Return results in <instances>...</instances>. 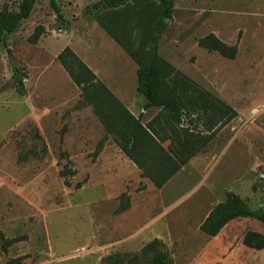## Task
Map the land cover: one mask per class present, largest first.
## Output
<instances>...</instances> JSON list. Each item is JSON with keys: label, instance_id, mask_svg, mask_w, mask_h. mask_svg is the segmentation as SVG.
I'll list each match as a JSON object with an SVG mask.
<instances>
[{"label": "rangeland", "instance_id": "1", "mask_svg": "<svg viewBox=\"0 0 264 264\" xmlns=\"http://www.w3.org/2000/svg\"><path fill=\"white\" fill-rule=\"evenodd\" d=\"M95 1L56 0L57 12L49 0H38L0 46V264H18V258L22 264H103L108 256L129 264L155 238L174 264H264V248L243 243L248 230L264 235L260 221L236 219L215 236L200 229L228 192L253 209L264 207V0L176 1L159 42L161 66L172 65L238 114L161 188L141 175L82 103L58 60L71 47L144 124L159 111L143 108L137 61L84 16ZM20 2L0 0V9H18ZM157 4L141 1L121 11L140 53L150 48L155 25L147 13ZM38 25L45 32L31 43ZM210 33L237 46V55L200 46ZM13 64L25 75V95ZM25 153L28 159L20 161ZM66 164L75 172L71 185L60 175ZM123 193L130 207L117 213Z\"/></svg>", "mask_w": 264, "mask_h": 264}, {"label": "trees", "instance_id": "2", "mask_svg": "<svg viewBox=\"0 0 264 264\" xmlns=\"http://www.w3.org/2000/svg\"><path fill=\"white\" fill-rule=\"evenodd\" d=\"M38 0H21L18 9H0V46H7V37L15 32L21 22L34 10ZM51 6L61 12L56 0H49ZM148 0H98L87 5L83 14L88 20H95L124 50L138 63L137 90L146 102L144 110L157 107L159 111L147 123L124 107L116 95L104 84L92 68L86 64L69 46L58 55V60L71 79L81 90V101L91 106L104 124L120 150L141 170L157 188L163 187L182 167L202 151L236 116L237 111L212 92L176 70L172 65L161 66L159 42L172 19L177 0H158L154 10L147 16L155 25L151 45L146 53H140L133 41V35L121 11L132 3ZM67 27L70 22H64ZM45 32L42 25L36 26L28 40L36 43ZM199 45L223 56L234 58L237 46H229L214 33L199 40ZM8 53L11 54L10 49ZM12 62V58H10ZM14 76L19 84L18 92L25 95L22 81L25 75L13 64ZM165 142H169L167 146ZM102 142L100 143V146ZM65 153H63L64 155ZM33 155H37L36 153ZM27 153L19 156L20 161L28 159ZM75 174L67 164L60 170L65 182ZM77 186H82L77 183ZM130 207L126 193L120 196L117 213ZM240 218H249L264 224V207L251 208L246 199L234 192H228L225 201L217 204L202 222L200 229L208 234L217 235L228 223ZM7 240L6 243H11ZM243 243L255 249L264 248V235L253 230L244 234ZM158 238L144 245L139 255L133 256L129 264H138V258L148 259V264H174L163 249ZM21 263V258L16 260ZM103 264H121L120 259L108 256Z\"/></svg>", "mask_w": 264, "mask_h": 264}, {"label": "water", "instance_id": "3", "mask_svg": "<svg viewBox=\"0 0 264 264\" xmlns=\"http://www.w3.org/2000/svg\"><path fill=\"white\" fill-rule=\"evenodd\" d=\"M60 18H61V16H60ZM61 32H64V31H61Z\"/></svg>", "mask_w": 264, "mask_h": 264}, {"label": "crops", "instance_id": "4", "mask_svg": "<svg viewBox=\"0 0 264 264\" xmlns=\"http://www.w3.org/2000/svg\"><path fill=\"white\" fill-rule=\"evenodd\" d=\"M95 72V71H94ZM96 73V72H95ZM97 74V73H96Z\"/></svg>", "mask_w": 264, "mask_h": 264}]
</instances>
